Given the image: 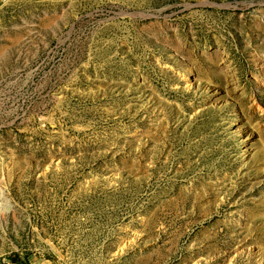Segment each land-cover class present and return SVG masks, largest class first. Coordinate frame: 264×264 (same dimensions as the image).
Masks as SVG:
<instances>
[{"label": "rangeland", "instance_id": "obj_1", "mask_svg": "<svg viewBox=\"0 0 264 264\" xmlns=\"http://www.w3.org/2000/svg\"><path fill=\"white\" fill-rule=\"evenodd\" d=\"M0 264H264V0H0Z\"/></svg>", "mask_w": 264, "mask_h": 264}]
</instances>
